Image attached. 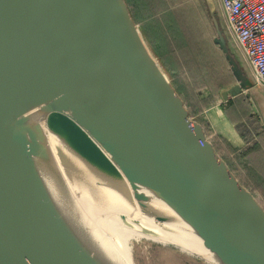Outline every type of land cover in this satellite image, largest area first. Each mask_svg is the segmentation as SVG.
Masks as SVG:
<instances>
[{
	"label": "water",
	"instance_id": "1",
	"mask_svg": "<svg viewBox=\"0 0 264 264\" xmlns=\"http://www.w3.org/2000/svg\"><path fill=\"white\" fill-rule=\"evenodd\" d=\"M205 3L236 79L222 99L252 97L216 1ZM37 98L56 102L53 111L130 181L152 188L218 264H264V207L191 119L126 0H0V264H89L39 186L40 161L27 144L37 126L17 113Z\"/></svg>",
	"mask_w": 264,
	"mask_h": 264
},
{
	"label": "bare ground",
	"instance_id": "2",
	"mask_svg": "<svg viewBox=\"0 0 264 264\" xmlns=\"http://www.w3.org/2000/svg\"><path fill=\"white\" fill-rule=\"evenodd\" d=\"M55 104L37 98L17 113L37 126L27 144L40 161L39 186L58 213L57 227L89 264H133L129 244L138 237L218 263L191 225L152 188L130 181L81 126L53 111Z\"/></svg>",
	"mask_w": 264,
	"mask_h": 264
},
{
	"label": "rangeland",
	"instance_id": "3",
	"mask_svg": "<svg viewBox=\"0 0 264 264\" xmlns=\"http://www.w3.org/2000/svg\"><path fill=\"white\" fill-rule=\"evenodd\" d=\"M167 1L171 7L182 5L180 4L182 0ZM189 1L198 4L201 2V0H184L183 2ZM218 15L222 26H225L222 16L220 13ZM204 16L200 20L206 38L214 45L213 51L209 49L207 55L216 63L215 72L209 76L205 75V81L202 76L203 66L198 63L194 53L190 52L182 42L175 43L178 41L176 29L164 26L161 42L165 41V36L168 37V42L160 58L146 38L142 27L139 26L152 54L183 98L191 119L203 124L218 154L264 207V143L260 144L264 131L262 126L264 107H261L264 104V92L253 85L252 75L248 67H245V59L237 45L227 36V32L225 36L229 38V46L248 75L244 90L251 93L252 97H246V94L242 93L231 98L232 104L222 99V90L232 87L236 79L223 50L215 42L218 35L210 14L208 17L204 13ZM181 23L185 25V28L187 27L182 18ZM198 60L203 62L201 54ZM226 76L229 77V81L226 80ZM221 85L224 86L221 87ZM129 251L133 264H218L175 244L150 241L144 237L133 239L129 244Z\"/></svg>",
	"mask_w": 264,
	"mask_h": 264
},
{
	"label": "trees",
	"instance_id": "4",
	"mask_svg": "<svg viewBox=\"0 0 264 264\" xmlns=\"http://www.w3.org/2000/svg\"><path fill=\"white\" fill-rule=\"evenodd\" d=\"M126 1L130 7L134 19L142 27L146 38L148 39L155 53L160 58H162L164 48L166 47L168 42L167 36H165V41L161 42L163 37L161 35V32L164 30V26H168L169 28H174L177 31L176 38L178 41H176L175 43L182 42L190 52L194 53L198 63L203 66V81H205V75L209 76L211 73L215 72L216 63L207 55L209 49L213 51L214 45L212 41L206 38V33L200 20V18L205 17L204 13H206L208 17L210 14L205 0H201V4H198L194 1L184 3V0H182L180 3L182 5H179L177 7H171L167 0ZM217 10L218 13H220L218 7ZM180 17L185 21V24L187 25L186 28L185 25L181 23ZM199 54L203 56V62H200L198 60ZM226 80L229 81V77L226 76ZM253 85H255L254 80ZM223 86L224 85H221V87ZM260 92L262 93V91ZM227 103L232 104V99H229ZM226 109L227 111H230L228 108ZM263 143L264 131L260 139V144Z\"/></svg>",
	"mask_w": 264,
	"mask_h": 264
},
{
	"label": "built area",
	"instance_id": "5",
	"mask_svg": "<svg viewBox=\"0 0 264 264\" xmlns=\"http://www.w3.org/2000/svg\"><path fill=\"white\" fill-rule=\"evenodd\" d=\"M257 88L264 92V0H215Z\"/></svg>",
	"mask_w": 264,
	"mask_h": 264
},
{
	"label": "crops",
	"instance_id": "6",
	"mask_svg": "<svg viewBox=\"0 0 264 264\" xmlns=\"http://www.w3.org/2000/svg\"><path fill=\"white\" fill-rule=\"evenodd\" d=\"M230 38V37H229ZM231 39V38H230ZM232 40V39H231ZM247 65H245V67H246ZM247 68V67H246ZM248 69V68H247ZM223 91V90H222ZM231 99V98H230ZM261 107H264V104H262L261 105ZM262 112H264V109H263V111ZM264 114V113H263ZM214 118V117H213ZM264 119V115L262 116V122L264 121L263 120ZM214 121H215V118H214ZM212 122H213V119H212Z\"/></svg>",
	"mask_w": 264,
	"mask_h": 264
}]
</instances>
